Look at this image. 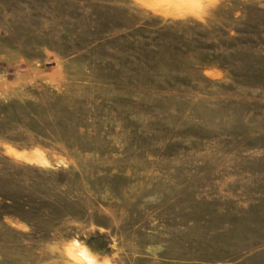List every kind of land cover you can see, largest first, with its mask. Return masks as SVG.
Returning a JSON list of instances; mask_svg holds the SVG:
<instances>
[{
	"label": "rangeland",
	"instance_id": "obj_1",
	"mask_svg": "<svg viewBox=\"0 0 264 264\" xmlns=\"http://www.w3.org/2000/svg\"><path fill=\"white\" fill-rule=\"evenodd\" d=\"M93 256L264 264V0H0V264Z\"/></svg>",
	"mask_w": 264,
	"mask_h": 264
},
{
	"label": "clouds",
	"instance_id": "obj_2",
	"mask_svg": "<svg viewBox=\"0 0 264 264\" xmlns=\"http://www.w3.org/2000/svg\"><path fill=\"white\" fill-rule=\"evenodd\" d=\"M85 248H87V246H85ZM86 264H97V260H96V258L94 256L90 257V258L87 259ZM102 264H110V260L108 259V257H105V259L102 262Z\"/></svg>",
	"mask_w": 264,
	"mask_h": 264
}]
</instances>
